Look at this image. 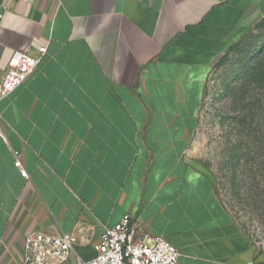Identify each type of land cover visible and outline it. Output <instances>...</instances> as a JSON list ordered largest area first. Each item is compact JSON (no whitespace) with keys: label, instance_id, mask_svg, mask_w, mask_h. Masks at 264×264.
Here are the masks:
<instances>
[{"label":"crops","instance_id":"obj_1","mask_svg":"<svg viewBox=\"0 0 264 264\" xmlns=\"http://www.w3.org/2000/svg\"><path fill=\"white\" fill-rule=\"evenodd\" d=\"M0 12V77L15 52L39 58L0 101V264H22L32 232L77 234L63 264H81L127 214L178 264H264L192 153L212 65L264 0H2Z\"/></svg>","mask_w":264,"mask_h":264},{"label":"rangeland","instance_id":"obj_2","mask_svg":"<svg viewBox=\"0 0 264 264\" xmlns=\"http://www.w3.org/2000/svg\"><path fill=\"white\" fill-rule=\"evenodd\" d=\"M192 153L235 223L264 251V18L212 65Z\"/></svg>","mask_w":264,"mask_h":264},{"label":"built area","instance_id":"obj_3","mask_svg":"<svg viewBox=\"0 0 264 264\" xmlns=\"http://www.w3.org/2000/svg\"><path fill=\"white\" fill-rule=\"evenodd\" d=\"M2 0H0V7ZM3 13L0 12V19ZM41 53L46 51L43 46ZM39 58L15 52L10 68L0 77V101L23 84L36 70ZM7 141V134L0 111V141ZM14 165L21 175L29 179L22 152L14 150ZM78 243L75 233L50 235L43 232L28 234L22 264H63L67 262ZM95 255L81 264H178L179 250L163 235L146 230L141 219L125 215L114 226L107 227L95 246ZM249 264H255L251 261Z\"/></svg>","mask_w":264,"mask_h":264}]
</instances>
